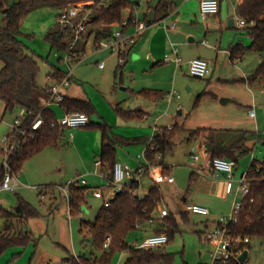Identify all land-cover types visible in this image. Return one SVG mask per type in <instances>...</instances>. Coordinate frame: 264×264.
<instances>
[{"label":"rangeland","instance_id":"obj_1","mask_svg":"<svg viewBox=\"0 0 264 264\" xmlns=\"http://www.w3.org/2000/svg\"><path fill=\"white\" fill-rule=\"evenodd\" d=\"M19 1L21 0H0V5L3 6V10H7ZM130 1L136 7L135 16L144 21L149 0ZM150 1L153 4L159 2V0ZM191 3L193 0L189 6ZM82 4L79 3V5ZM237 7H235L236 11ZM131 14L129 9L123 15L127 19ZM58 15L59 10L53 7L33 10L26 15L21 28V39L24 44L39 57L41 68L39 81L43 83L47 80L48 73L55 67L69 72V66L59 61L58 56L62 53L57 49L52 51L47 41L48 33L58 23ZM199 21L201 22V19ZM5 25L6 14L0 11V28ZM227 33L229 35L233 33V38L236 37L238 43L243 42L246 48L250 47L251 39L245 31L232 32L228 30ZM206 41L210 42V39H206ZM228 46L230 47V45ZM87 53L89 54L84 64L78 66L72 64V66L75 67L74 80L83 84L89 95L87 97L93 100L97 107L98 113L93 115L91 123L106 121L113 126V134L120 136L117 137L119 142L116 144L117 158L119 156L122 159L137 162L136 159L147 149L149 140L155 136V125L150 136L141 131V127L137 129L131 125L117 126L116 121L119 117L116 108L118 104L127 109L129 106L127 103L132 105L141 103V101L145 102L142 99L132 98L131 92L124 90L128 87L133 88L131 75L126 69L130 60L129 56L126 59V67L123 68V72L119 71L118 77H116L120 66L116 54L109 50L94 51L91 45L87 49ZM263 62L258 54L250 52L242 61L232 66L234 75L222 71L210 80L195 78L187 70L184 73L181 71L177 76L174 72L175 65V68L150 74L149 79L152 81L163 79V83H167L165 92H170L165 98L167 104L155 110L157 117L166 114L159 123V127L182 126V130L173 140L175 144L173 150L163 155L175 184L170 186L165 182L160 185L164 198L162 206L167 207L178 219H180V213L186 209L183 201L191 190L193 178L201 176L195 171H198L205 162L201 155V141L194 140L192 137L199 128H241L243 130L238 132L242 135L236 140H241L240 144L244 143L249 152L239 156V165L235 172L236 180H240L242 175L249 170L253 161L264 162V80L250 88L242 80L243 76L248 77L255 73ZM103 63L105 69L101 70L99 66ZM122 73L125 85L121 83ZM137 81L140 82L138 79ZM172 91L177 95L170 104ZM223 98L230 99L232 102L223 105L221 102ZM252 105H255L256 118L254 119L250 118L249 114V106ZM142 106L139 108L146 109V105L142 104ZM1 108L0 140L9 131L7 124L13 122L19 111L5 115L4 105H1ZM54 110H58L57 107ZM140 126L145 128L143 124ZM88 131L78 137L75 134L71 135L72 132L66 130L58 147L45 149L25 162L19 178L22 185L20 189L14 193H0V207L4 210L16 212L22 203H28L39 213L38 217H32L26 223V231L32 237L31 242L24 247L9 249L1 256L0 264H41L43 261L45 264H71L69 260L73 256L93 258L96 261L95 264H110L102 261L104 252L97 249L91 239L86 240L80 231L81 220L94 222L96 215L105 205V200L96 188H102L108 184L106 179L101 180L95 176L98 173L95 162L100 158L102 150V133L96 129ZM218 134L219 132H216V135ZM221 137L217 136L215 140L221 141ZM246 137L247 139H245ZM140 139L143 142H135ZM227 139L230 138H225L228 143ZM195 155L200 157L198 162L193 159ZM85 164L90 166V171L83 169L86 167ZM161 165L166 169L164 164ZM167 173L168 171H166ZM79 174H83L82 179L90 184L85 193V204L81 212L77 216H73L70 222L69 202L59 187H64L69 181H74ZM203 175L205 173H202ZM141 184L143 190L146 191L155 182L151 178L145 177ZM34 186H36L35 190ZM43 195L44 198H42ZM54 196L58 198V203L54 204ZM241 197L240 195V200ZM188 198V204H194V195H189ZM220 203L217 210L221 215L216 219L219 220L221 217L226 220L230 219L235 196L230 195ZM206 220V217L192 214L190 224H184L181 221V232L175 234L174 238L165 246L166 253L173 255L171 264H213L216 258L214 255L218 249L214 244H207L199 234L204 228ZM6 226V219L0 217V233L6 230ZM142 233V231L131 233L128 238L130 244L135 243L134 239L141 237ZM247 251V264H264V238L252 239ZM118 255L121 257L122 253H118Z\"/></svg>","mask_w":264,"mask_h":264},{"label":"trees","instance_id":"obj_2","mask_svg":"<svg viewBox=\"0 0 264 264\" xmlns=\"http://www.w3.org/2000/svg\"><path fill=\"white\" fill-rule=\"evenodd\" d=\"M98 0H21L7 10L0 11L6 14V25L0 28V63L3 68L0 71V112L1 105L5 107V115L15 113L19 109L31 112L29 121H33L39 113L45 120V126L37 133L34 139H29L25 147L15 156L12 164L16 174H20L25 162L50 147H58L65 136L66 128L58 123V115L52 107L45 108L42 105L44 98H49L48 88H43L38 78L40 75V63L38 57L30 51L21 39L22 24L28 13L33 10L53 7L58 10L79 3L97 2ZM130 0H114L107 9L95 7L96 16L90 25L89 38L95 37V47L103 40L112 36V26L122 24L124 12L131 7ZM175 0H160L155 8V17L146 19L149 25L165 19L170 12L176 9ZM162 14V15H161ZM237 14L244 19L248 26L243 29L251 39L250 47L235 45L230 49L231 59H243L248 53L258 54L264 61V0H243L237 7ZM160 18V20L158 19ZM131 21V20H130ZM68 33L60 29L49 32L47 41L52 49L66 52ZM120 67L119 69H123ZM66 76L57 70L51 77L60 83ZM264 80V62L251 77L245 80L248 85H255ZM140 95L150 98H159V95H151V91H142ZM64 113L81 112L89 117L95 115L96 108L89 100L65 98L60 105ZM121 116L131 117V113L119 110ZM91 124L87 127L90 128ZM93 126V125H92ZM91 126V127H92ZM103 144L99 160L102 162V175L110 182L113 180V171L116 163V148L114 139L108 133L109 128L102 126ZM182 130V126L175 125L171 131H165L163 135H155L148 145L146 156L151 162H155L158 155H165L173 150L174 138ZM202 131L193 134V138ZM215 134L209 137L210 146L214 149L212 159L226 158L239 163V156L248 150L243 146L234 145L224 148L214 144ZM108 143V144H107ZM163 164V162H161ZM166 173V169H163ZM3 174L0 173V183ZM247 180L250 193L243 200V208L235 220L227 225L228 234L235 240H241L235 248L236 253L243 254L248 250L252 239L264 238V162L253 161L247 171ZM140 183L129 184L123 192L119 193L110 206L104 205L98 212L94 222L81 220V233L85 239H91L94 246L104 252L103 262L112 263L118 253H129L127 264H171L173 255L166 253L165 248L152 250H137L128 243L131 233L137 232L139 227L155 221L153 215L158 206L163 202V193L160 186L151 188L148 194L140 197L136 192ZM88 188L79 186L70 190V216H77L85 204V193ZM22 213L9 212L0 207V217L7 221L6 230L0 233V258L9 249L27 246L32 237L26 231V223L32 217H38L39 213L28 203L20 205ZM189 213H180V219L174 214H169L157 221L155 234H165L168 243L175 234L181 232V221L188 219ZM109 243L108 247L106 245ZM167 243V244H168ZM238 257L228 261L217 260L213 264H241ZM71 264H95V259L86 256L75 257L69 260ZM247 264V263H245Z\"/></svg>","mask_w":264,"mask_h":264},{"label":"crops","instance_id":"obj_3","mask_svg":"<svg viewBox=\"0 0 264 264\" xmlns=\"http://www.w3.org/2000/svg\"><path fill=\"white\" fill-rule=\"evenodd\" d=\"M192 0H175V5L176 9L173 12H170V14L163 20L159 22H153V24L150 25L149 29L138 39L137 43L134 45L132 48L130 54H129V61L127 63V70L129 71V74L131 75L132 78V87L124 88L125 91H130L131 96L134 99H142L145 100L143 103H133L132 105L127 103L128 108L124 109L121 104H118L116 108L117 115L119 119L116 121L117 126L120 125H131L133 128L140 129L141 131H144L145 134L151 135L152 134V128L155 125L159 126V123L161 122L164 114L157 117L155 111L157 108L160 106H164L167 104L165 101V98L168 96L167 93L170 92H165V88L167 86V83H163V79L160 78V81H152L149 79L150 74L153 72H158V71H165L168 68H175V73L178 76V73L181 71L184 73L185 70L189 71L190 74V62L193 61L196 58H203L207 60L210 64V69H211V74L206 78V80H210L211 78L213 79L216 74L222 73H230L231 75H234L233 73V67L235 64L238 62L242 61L243 59L240 60H232L231 59V54H230V49L235 46V45H242L245 47V44L243 42L237 41V38L232 35L227 33L228 30H231L232 32L234 31H242L243 29H239L236 24V19L238 18L237 11L235 10V7H237V4L240 5L243 0H219L220 2V12L218 15L210 16L206 21H199L200 18V4L201 0H193V3L190 4ZM131 2V1H130ZM160 2V0H159ZM158 2V3H159ZM157 4H153L150 0L147 2V14L144 16V20L146 19H153L155 17V8L157 7ZM237 3V4H236ZM133 5V4H132ZM189 6V7H188ZM236 14V15H234ZM162 15V14H161ZM131 18V15L129 18L125 19L124 21H128ZM160 20V18L158 17ZM165 22H162L164 21ZM234 20L233 27H229L230 22ZM173 22L177 23V28L176 29H171V25ZM118 26V24H115L112 26V30ZM58 27V23L55 25L53 28L56 29ZM125 30L129 33L134 32V26L130 24L128 27H125ZM49 34V33H48ZM202 39H205L204 41ZM206 39H210V42L206 41ZM93 46V43H80L78 46L79 50L87 53V49L89 46ZM230 45V47L228 46ZM51 46V45H50ZM177 47L179 50V54L183 60L181 65H177L174 61V55L172 53L173 47ZM53 51L54 49L51 48ZM32 52V51H31ZM61 52V51H60ZM62 54L58 56L59 61L63 64H66L64 61L65 57V52H61ZM89 54V53H87ZM169 54L171 55V61L166 62V55ZM38 57V56H37ZM39 58V57H38ZM132 59V60H131ZM86 60V59H85ZM83 61L81 64H84L86 61ZM1 64V69L3 68V64ZM68 65V64H67ZM175 65V66H174ZM100 67V66H99ZM126 67V66H124ZM101 69V68H100ZM105 69V68H104ZM101 69V70H104ZM57 70L62 71L64 74L67 73L61 68H53L51 72L48 73L47 75V80L43 83L42 81L38 82L43 88H50L54 85H56V81L53 77H51V74L56 72ZM124 69H119L117 71L116 77H118V72H123ZM75 73V72H74ZM163 74V72H161ZM255 74V73H253ZM252 74V75H253ZM124 74L122 73V81L121 83L125 85L124 82ZM191 75V74H190ZM251 75V76H252ZM251 76H243V81L247 87H254L257 84L251 86L246 84L245 80L248 79ZM137 79L140 81L138 82ZM149 79V80H148ZM235 81V80H234ZM222 83V82H221ZM166 85V86H165ZM210 85V84H209ZM208 89V88H207ZM151 91V95H159V98H150L144 95H140V92L142 91ZM207 91V90H206ZM171 93V99H170V104L174 101L175 96L177 93ZM62 93L65 98H71V99H81V100H89L92 102L95 108L96 105L93 100L88 98L89 96L87 94V91L83 84L80 82H77L74 80V75L72 78V81L69 86L63 87L62 88ZM97 95V94H96ZM225 99V98H223ZM227 99V98H226ZM48 98H44L42 105H45L47 102ZM228 101L223 104L227 105L232 102V100L227 99ZM142 104L146 105V109L139 108L143 107ZM242 106V104H241ZM57 107L58 110H54V108ZM255 105L249 106V112L254 110ZM52 109L57 113L58 118L59 116L63 117L64 116V110L62 109L61 106L54 105L52 106ZM119 110L125 111L127 113H131V117H123L120 115L118 112ZM169 110V106H168ZM96 112L98 113L97 109ZM96 113V114H97ZM182 112L180 111V114ZM250 114V113H249ZM156 116V118H155ZM60 117V118H61ZM94 116L90 117L93 118ZM102 117V116H101ZM250 118L254 119L256 117H251ZM103 119V117H102ZM104 120V119H103ZM141 121V122H140ZM144 122V123H143ZM145 126L143 128L142 125ZM93 125V126H92ZM92 126V127H91ZM90 128L86 129H66L71 131V135L75 134L78 137H81L84 135V133L89 132L88 130H98L100 133H102V144H103V132L101 130L102 126H107L109 128L108 133H110V136L114 139L115 142V148H116V162L122 163L124 165H128L133 169H137L141 164H144L145 160L143 158L144 155H146V151L140 155L136 160L137 162L133 160H126L125 158H120L118 156L117 158V146L116 144L119 142L117 137H120L117 134H113V129L114 127L111 126L108 122L104 121L102 123H91ZM175 126V125H174ZM236 127V126H235ZM143 128V129H142ZM65 130V132H66ZM155 130V129H154ZM197 131H202L200 135L194 140L198 139L201 142V148L202 152L201 155L204 159V164H202L201 168H204V173L205 175L197 178H193V181L191 183V192L189 191L187 195L184 198L183 203L188 205V197L189 195H194L195 197V205H199L202 207L207 208L210 211L209 216H203L206 217L207 220L205 221L204 228L199 232V234L203 237V235L209 231H213L217 224L224 219V217H221L219 220H217V217H220V211L217 210L219 204L221 205L220 201L226 200L230 195L226 193V176L225 175H219L215 176L211 173H209V170L207 169V163L212 159L214 149L212 148L213 146H210V141L209 137L212 135V132L216 133L219 132L218 135L215 134V137L217 136H222L221 141L214 140V144L217 146H222L224 148H231L234 145H239L243 146L244 149L248 150L247 152H244V154L249 152V149L246 147V145L242 142L241 140L238 141L236 140L239 138L242 134L238 133L243 130L241 128H199ZM195 131V132H197ZM74 132V133H73ZM194 132V133H195ZM73 137V136H71ZM230 138L227 139L229 141L228 143L225 141V138ZM143 138V137H141ZM247 139V137L245 138ZM152 139L149 140V144L151 143ZM135 142H143L140 140H135ZM237 143V144H236ZM108 144V143H107ZM52 148V147H50ZM148 148V144H147ZM49 149V148H47ZM102 151V150H101ZM243 154V155H244ZM198 156V155H197ZM165 157L162 159L163 164L166 167V171H168V175L170 172V168L167 166L165 162ZM99 160V159H98ZM97 160V161H98ZM200 160V157H199ZM198 160V161H199ZM96 161V162H97ZM196 161V162H198ZM95 162V166H96ZM239 165V163H238ZM83 167L86 171H90V166ZM238 167V166H237ZM98 173L95 175L99 179H106L102 175V168L103 167H97ZM164 168V167H163ZM165 169V168H164ZM237 169V168H236ZM61 172V171H60ZM236 172V171H235ZM83 174H79L77 178H81L82 181H85V185H82V187L88 188L89 184L86 180L82 179ZM20 178V174H18V179ZM107 180V179H106ZM108 181V180H107ZM70 182V181H69ZM68 182V183H69ZM142 182V180H141ZM140 182V188L136 192L140 197H144L148 194L151 188L156 187L157 185L154 184L149 190L144 191L142 184ZM20 183V181H19ZM173 184H168V185H174ZM21 184L19 185V188H21ZM63 187V186H60ZM36 188V186H34ZM194 193H193V189ZM33 189V188H32ZM89 189V188H88ZM98 189L97 191L100 192L101 196L105 200V203L107 200H113L119 193L114 192V190L110 187L109 181L108 184L102 188H96ZM35 190V189H34ZM162 190V189H161ZM88 191V190H87ZM163 193V192H162ZM164 199V198H163ZM223 199V200H221ZM54 204L58 203V198L54 196ZM163 203V202H162ZM162 203L158 206V209L154 213L153 217L155 221L142 225L139 227L138 231H142V236L137 237L134 239V241H141L144 240L152 235H155V229L157 227V221L161 220L163 217L161 216V212L163 210H168L170 214H173L167 207L162 206ZM69 205V203H68ZM69 208V207H68ZM70 213V208L68 209ZM157 213V215H156ZM181 213H186V209L181 212ZM191 215L189 214L188 219L186 221H182L184 224H190L191 223ZM97 216V215H96ZM201 216V215H200ZM70 218V215H69ZM73 218H71L70 222L72 221ZM130 236V235H129ZM129 238V237H128ZM128 243L130 244L131 242L128 239ZM132 245V244H130ZM165 248V247H163ZM166 249V248H165ZM66 250L70 253V251L66 248ZM75 258H78V256H73ZM80 257V256H79ZM130 259V254L129 253H122L121 257L117 254L114 259L112 260L111 264H124L128 262ZM45 264L44 261L41 262V264Z\"/></svg>","mask_w":264,"mask_h":264},{"label":"built area","instance_id":"obj_4","mask_svg":"<svg viewBox=\"0 0 264 264\" xmlns=\"http://www.w3.org/2000/svg\"><path fill=\"white\" fill-rule=\"evenodd\" d=\"M113 1L114 0H98L97 2H88L82 5L72 4L59 10L58 25L61 30L68 33L66 40L68 49L65 52L64 61L69 66V72L66 73L65 78L60 83L57 82L56 85L48 88L49 98L44 105L45 108L54 105L60 106L64 102L65 97L62 93V88L69 86L72 81L75 71V67H73L72 64H77V66L80 65L88 55L79 50L78 46L80 43L88 44L92 42L94 51L109 50L113 52L119 58L120 67H124L132 48L137 43L138 39L149 29L150 25L147 21H141L135 16L136 7L131 5L129 8L132 12L131 18L122 24H118V26L112 30V36L107 40H103L99 44V47H95V37L92 36L89 38L90 25L96 15L95 7L107 9L111 6ZM200 9V18L202 21H206L210 16L218 15L220 12V2L219 0H201ZM162 22H165V20ZM130 24L134 26V32L132 33L125 30V27H128ZM236 24L239 29H245L248 26L247 22L239 16L236 19ZM176 28L177 23L173 22L171 29ZM172 53L175 63L178 66L181 65L183 60L179 54L178 48L174 46ZM170 61L171 55L167 54L166 62ZM100 68L104 69L105 64H101ZM190 74L198 79H206L211 74L209 62L203 58L194 59L190 62ZM31 114L32 113L26 109H19L13 122L7 124L9 128L8 133L0 140V173L3 174V179L0 183V193H14L17 191L20 183L12 162L15 156L25 147L26 142L29 139H34L37 133L45 126L42 113H39L37 117L30 122L29 118ZM250 116L256 117L254 110L250 111ZM58 123L66 129H86L91 124V120L85 113L73 112L64 113V116L58 119ZM172 129L173 126H156L155 135H163L165 131H171ZM143 158L145 160L144 164H141L137 169H132L130 166L119 162L116 163L113 171V180L109 182L114 192L121 193L129 184L140 183L145 177L151 178L158 186L165 182L168 184H173L175 182L174 178L164 173L163 166L161 165L163 159L161 155L157 156L155 162L149 161L146 155H144ZM193 159L198 161L199 156L195 155ZM96 166L102 167V162L98 160ZM206 166L209 173L215 176H226V193L235 196V204L230 219H222L213 231H209L203 235V239L207 244H214L218 249L214 255L216 257L214 261H228L231 258L240 257L242 255L241 253L235 252V248L241 240H235L228 234L227 225L240 214L243 208V200L250 193L247 172L242 175L240 180H236L235 171L238 163L235 160L226 158L211 159ZM195 172L197 174H202L204 173V168H200ZM82 185H85V181H82L81 178H76L74 181H70L66 186L59 187V189L66 195L69 202L71 188ZM240 195L242 196L241 200ZM42 198H44V195ZM110 204L111 200H107L105 203L106 206H110ZM186 212L201 216L210 215V211L207 208L195 204L186 205ZM168 215L169 212L166 209L161 212L162 217H167ZM167 243V235L155 234L141 242L136 241L131 246L137 250H152L163 248ZM108 245L109 243L106 247H108Z\"/></svg>","mask_w":264,"mask_h":264},{"label":"water","instance_id":"obj_5","mask_svg":"<svg viewBox=\"0 0 264 264\" xmlns=\"http://www.w3.org/2000/svg\"><path fill=\"white\" fill-rule=\"evenodd\" d=\"M95 16H96V15H95ZM233 24H234V20H232V21L230 22L229 27H233ZM227 101H228L227 99H222L221 102H222V104H225ZM16 212H17L18 214H21V213H22L21 208L18 207V209L16 210ZM247 260H248V251H245V252L239 257L238 261H239L241 264H245V263L247 262Z\"/></svg>","mask_w":264,"mask_h":264}]
</instances>
